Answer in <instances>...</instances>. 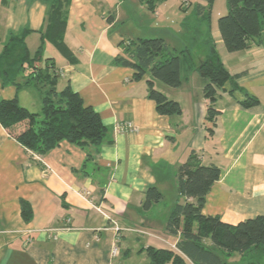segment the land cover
<instances>
[{
    "label": "crops",
    "instance_id": "crops-1",
    "mask_svg": "<svg viewBox=\"0 0 264 264\" xmlns=\"http://www.w3.org/2000/svg\"><path fill=\"white\" fill-rule=\"evenodd\" d=\"M193 1L166 0L151 11L146 0H72L64 40L75 62L62 54L60 62L54 58L60 87L69 83L100 114L108 137L98 152L63 141L40 155L0 123V264H148L149 247L177 251L180 235L170 234L166 224L175 204L188 199L178 192L177 173L192 151L221 170L204 214L234 225L264 215V43L228 52L214 21L215 1L212 36L218 56L242 90L233 91L228 83L219 91L213 133L204 96L208 80L197 70L206 50L193 49L192 67L183 64L179 87L155 81L180 103L182 113L175 115L157 111L148 97V75L136 80L133 68L115 61L125 40L161 37L172 51L183 50L181 4L204 3ZM47 11L42 0H0V52L11 32L25 28L31 30L28 47L37 34L41 43ZM220 11L225 15L227 6ZM196 38L202 40L200 32ZM245 93L259 103L244 107ZM16 96L31 111L42 110L36 89L17 90L0 79V100ZM122 121L137 130L115 131ZM150 187L164 199L145 210ZM22 200L32 208L30 221L23 218ZM240 259L236 254L231 260Z\"/></svg>",
    "mask_w": 264,
    "mask_h": 264
},
{
    "label": "trees",
    "instance_id": "trees-1",
    "mask_svg": "<svg viewBox=\"0 0 264 264\" xmlns=\"http://www.w3.org/2000/svg\"><path fill=\"white\" fill-rule=\"evenodd\" d=\"M48 4L44 29L40 31L41 43L32 53L26 42L29 28L11 32L0 52V79L3 86L12 85L21 90L36 89L42 100V110L34 112L20 104L18 97L0 100V123L9 134L27 149L43 155L61 142L93 146L98 152L108 137L109 129L100 114L86 105L82 96L68 83L60 87V71L54 57H45V45L51 43L70 62L73 53L64 40L68 9L72 0H42ZM166 0H146L149 10L155 11L157 3ZM204 3H182L186 13L183 28L186 48L172 51L164 38H138L121 43L122 54L117 64L134 69V79L146 75L148 97L156 102L157 111L163 115L181 114L178 101L168 98L156 88V80L176 88L181 84L183 64L192 67L195 47L207 51V59L197 70L208 82L204 96L209 101L208 120L214 132L219 111L216 102L219 91L231 83L234 90H242L220 61L216 42L212 36V12L215 0ZM227 13L218 20V28L228 52L248 49L252 41L264 43V0H226ZM202 35V40L196 34ZM241 104L252 107L259 103L257 97L245 93ZM92 157V154H88ZM221 175L220 168L205 165L201 156L192 151L179 166L178 192L186 197L177 202L169 214L166 228L172 235H180L177 251L166 248H147L148 264H264V215L248 218L238 224L224 222L219 215L203 213L207 196ZM193 199V201L189 200ZM164 195L157 187L145 193L143 208L149 210L161 202ZM22 215L30 221L33 215L30 204L22 200ZM239 254L241 259H231Z\"/></svg>",
    "mask_w": 264,
    "mask_h": 264
},
{
    "label": "rangeland",
    "instance_id": "rangeland-1",
    "mask_svg": "<svg viewBox=\"0 0 264 264\" xmlns=\"http://www.w3.org/2000/svg\"><path fill=\"white\" fill-rule=\"evenodd\" d=\"M215 1H216V5H218V8H216V11H215V20L214 21L217 22L219 20V18L221 16H223V15H221L223 13H221L220 9L221 8L224 9L227 6V1L226 0H215ZM193 2H196V1L194 0ZM225 10H224V12H225ZM183 15H184V13H183ZM175 22H176V20H174V24L178 23V21H177V23H175ZM182 35H183L184 39H186L184 32L182 33ZM28 43H29V47H30L32 53H34L40 44L39 35L37 34V35H34L31 38H29ZM186 46H188V44H186ZM45 57H54L58 62H60V60L62 59L61 53L49 42H47L45 45L44 58Z\"/></svg>",
    "mask_w": 264,
    "mask_h": 264
},
{
    "label": "built area",
    "instance_id": "built-area-1",
    "mask_svg": "<svg viewBox=\"0 0 264 264\" xmlns=\"http://www.w3.org/2000/svg\"><path fill=\"white\" fill-rule=\"evenodd\" d=\"M114 130L117 132H134L137 130L136 125L131 122V121H122V122H117L114 126ZM117 248L114 249V254L116 253Z\"/></svg>",
    "mask_w": 264,
    "mask_h": 264
}]
</instances>
